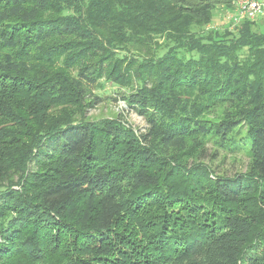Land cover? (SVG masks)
I'll list each match as a JSON object with an SVG mask.
<instances>
[{"label": "trees", "instance_id": "16d2710c", "mask_svg": "<svg viewBox=\"0 0 264 264\" xmlns=\"http://www.w3.org/2000/svg\"><path fill=\"white\" fill-rule=\"evenodd\" d=\"M233 1L0 0V264H264V20L210 28ZM105 84L143 132L89 120Z\"/></svg>", "mask_w": 264, "mask_h": 264}, {"label": "rangeland", "instance_id": "374dc122", "mask_svg": "<svg viewBox=\"0 0 264 264\" xmlns=\"http://www.w3.org/2000/svg\"><path fill=\"white\" fill-rule=\"evenodd\" d=\"M232 12L233 9L228 12L224 11L222 8H217L214 13L212 23L210 24V28L220 29L225 28L226 26H232L233 24L234 25L231 27V30L236 29V26L240 27V24L244 22L243 20L236 19L233 16H231L233 20H227L226 17H228ZM259 21L261 20H258L257 22ZM260 30L264 31V27L260 28ZM91 91L92 94L100 98V100L96 102V105L90 109V111H87L89 120L97 121L101 119H109L122 121L128 127H132V129L137 133L144 131L146 126L144 119L126 107L124 102L121 100V94L116 87L108 84H105L104 87L94 85L91 87ZM216 115H218V111L210 112L207 113L206 118L212 119ZM240 136L244 137V133ZM242 145L241 143H238L235 147L231 144L228 147L221 148L220 146L209 142L207 144L209 155L207 156L205 162L209 164L217 174L223 175L227 178L242 174L247 171L250 161L249 150L247 149L249 147L248 145L245 147Z\"/></svg>", "mask_w": 264, "mask_h": 264}, {"label": "built area", "instance_id": "2783aa9c", "mask_svg": "<svg viewBox=\"0 0 264 264\" xmlns=\"http://www.w3.org/2000/svg\"><path fill=\"white\" fill-rule=\"evenodd\" d=\"M231 14L226 17L228 21L233 20L231 16L236 19L254 22L264 20V0H234L233 12ZM233 25H230V28Z\"/></svg>", "mask_w": 264, "mask_h": 264}]
</instances>
